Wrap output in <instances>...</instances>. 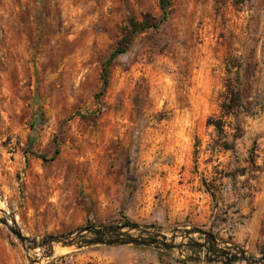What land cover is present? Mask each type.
Returning a JSON list of instances; mask_svg holds the SVG:
<instances>
[{
    "label": "rangeland",
    "instance_id": "obj_1",
    "mask_svg": "<svg viewBox=\"0 0 264 264\" xmlns=\"http://www.w3.org/2000/svg\"><path fill=\"white\" fill-rule=\"evenodd\" d=\"M166 12L159 0H0V209L37 242L129 220L180 244L33 247L0 223V264L264 253V0H170ZM131 18L150 27L99 94Z\"/></svg>",
    "mask_w": 264,
    "mask_h": 264
},
{
    "label": "water",
    "instance_id": "obj_2",
    "mask_svg": "<svg viewBox=\"0 0 264 264\" xmlns=\"http://www.w3.org/2000/svg\"><path fill=\"white\" fill-rule=\"evenodd\" d=\"M7 213H4L0 209V223L9 228L12 234H14L21 243H31L33 247L36 246H50L54 244H61L62 246H86L92 244H133V245H145L153 246L158 249H168L178 247L180 244L169 242L167 235L161 232H155L149 229H143L137 226L129 225H108V226H86L76 231L67 232L61 235H49L44 237L41 242H37L35 239H29L24 236L16 224L14 217H10L8 222ZM11 222V223H10ZM132 230H136V233H132ZM209 239L213 242L216 239L207 234ZM185 244V243H183ZM191 245H198L193 243ZM212 253V256H208V261L222 262L224 264H232L236 261H245L247 264H264V253L260 257H251L245 255L237 248L230 246H210L207 249ZM208 255V253H207Z\"/></svg>",
    "mask_w": 264,
    "mask_h": 264
},
{
    "label": "trees",
    "instance_id": "obj_3",
    "mask_svg": "<svg viewBox=\"0 0 264 264\" xmlns=\"http://www.w3.org/2000/svg\"><path fill=\"white\" fill-rule=\"evenodd\" d=\"M169 3H170V0H159L160 8L162 9V12H163V15L160 18V21H162L166 16V13H167L166 7L169 5ZM129 23H130V27H131L130 34L128 36H126L125 38H123L122 45L120 47L116 48L101 65L100 78L102 80V85H101L99 94H102L108 85L109 66L112 63L114 57L127 50L128 46L131 42V39L133 38V35L136 32L143 30L147 27H150L149 20H144L142 23L138 24L133 18H131ZM223 107L224 108L229 107V104H224ZM207 124L212 125L216 132H218V133L223 132L224 122L221 118L209 117L207 120ZM123 225L135 226L136 224L133 222H130L129 220H126V221H124Z\"/></svg>",
    "mask_w": 264,
    "mask_h": 264
},
{
    "label": "bare ground",
    "instance_id": "obj_4",
    "mask_svg": "<svg viewBox=\"0 0 264 264\" xmlns=\"http://www.w3.org/2000/svg\"><path fill=\"white\" fill-rule=\"evenodd\" d=\"M8 222H9V219H8Z\"/></svg>",
    "mask_w": 264,
    "mask_h": 264
}]
</instances>
